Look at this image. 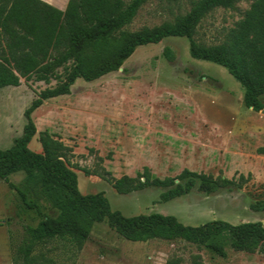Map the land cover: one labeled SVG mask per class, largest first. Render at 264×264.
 Instances as JSON below:
<instances>
[{
  "label": "rangeland",
  "instance_id": "374dc122",
  "mask_svg": "<svg viewBox=\"0 0 264 264\" xmlns=\"http://www.w3.org/2000/svg\"><path fill=\"white\" fill-rule=\"evenodd\" d=\"M46 1L64 9L68 0ZM193 1L147 0L125 28L172 20L188 11ZM249 4L240 0L233 8L213 9L200 21L195 39L205 44L221 41ZM165 46L172 48L173 61L163 56ZM55 83L21 79L18 86L0 88V148L9 147L21 135L26 122L23 111L35 92ZM242 96V86L224 67L191 57L187 38L168 36L136 47L121 69L90 82L77 78L69 94L45 100L32 114L37 133L28 146L39 152L38 133H52L70 148L69 165L77 173L79 191L104 192L111 208L125 216L157 212L191 226L214 219L264 225V211L249 207L264 193V153L258 152L264 147V111L245 107ZM261 100L264 104V94ZM144 165L159 177L188 168L227 178L251 173V178L239 189L211 194L193 190L162 202L160 188L119 194L94 174L134 176ZM23 177L16 173L10 181L20 186ZM43 205L45 213L55 215L47 202ZM37 221L33 211L22 207L16 190L0 179V264H13L24 227ZM51 245H57L49 254L55 264H165L170 258L191 264L195 254L203 264H264V253L235 251L227 243V254L221 257L183 240L132 242L106 221L93 225L79 251H68L59 242Z\"/></svg>",
  "mask_w": 264,
  "mask_h": 264
},
{
  "label": "trees",
  "instance_id": "16d2710c",
  "mask_svg": "<svg viewBox=\"0 0 264 264\" xmlns=\"http://www.w3.org/2000/svg\"><path fill=\"white\" fill-rule=\"evenodd\" d=\"M147 0H68L60 9L44 0H0V88L42 81L54 86L35 92L24 109L25 125L20 136L7 148H0V179L16 190L22 207L33 211L36 225L24 227V238L16 247L13 264H55L50 256L62 243L71 252L79 251L95 223L106 221L121 237L132 242L152 239L183 240L225 257V244L235 251L264 253V225L261 221L232 224L214 219L198 226L185 225L174 215L152 212L125 216L113 210L104 192L82 194L77 173L69 165L70 148L48 131L38 133L39 152L28 144L37 133L33 112L45 100L69 94L77 78L90 82L117 71L136 47L156 44L168 36L188 39L191 57L224 67L243 88L245 107L264 109V0H249V8L221 41L205 44L195 39L197 27L213 9L233 8L240 0H194L188 11L176 14L154 26L128 30L138 10ZM174 60L170 46L162 51ZM264 153V147L258 149ZM23 173L20 186L10 176ZM90 175L88 170H84ZM119 194L147 187L162 189V202L193 190L205 194L221 189H239L251 173L227 178L223 175L182 169L175 176L159 177L144 165L134 176L106 177ZM108 174V172H107ZM44 202L56 210L44 212ZM255 212L264 211L262 197L249 204ZM51 245V246H50ZM48 254H46V253ZM165 264H180L170 258ZM191 264H203L200 255Z\"/></svg>",
  "mask_w": 264,
  "mask_h": 264
},
{
  "label": "crops",
  "instance_id": "0c3cea01",
  "mask_svg": "<svg viewBox=\"0 0 264 264\" xmlns=\"http://www.w3.org/2000/svg\"><path fill=\"white\" fill-rule=\"evenodd\" d=\"M44 1H46V0H44ZM46 2H48V1H46ZM49 3V2H48ZM51 4V3H50ZM53 5V4H52ZM55 6V5H54Z\"/></svg>",
  "mask_w": 264,
  "mask_h": 264
},
{
  "label": "water",
  "instance_id": "95a60500",
  "mask_svg": "<svg viewBox=\"0 0 264 264\" xmlns=\"http://www.w3.org/2000/svg\"><path fill=\"white\" fill-rule=\"evenodd\" d=\"M119 69H121V67H120ZM260 111H264V110L262 109V110H260Z\"/></svg>",
  "mask_w": 264,
  "mask_h": 264
}]
</instances>
